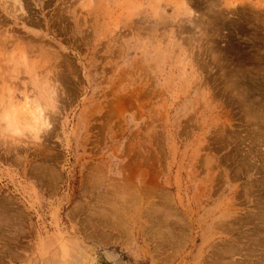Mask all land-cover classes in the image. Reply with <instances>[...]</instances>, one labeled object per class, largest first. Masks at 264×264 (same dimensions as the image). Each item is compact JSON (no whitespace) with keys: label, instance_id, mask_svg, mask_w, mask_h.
Here are the masks:
<instances>
[{"label":"rangeland","instance_id":"374dc122","mask_svg":"<svg viewBox=\"0 0 264 264\" xmlns=\"http://www.w3.org/2000/svg\"><path fill=\"white\" fill-rule=\"evenodd\" d=\"M20 1L0 111L32 69L63 94L0 143V264H264V0Z\"/></svg>","mask_w":264,"mask_h":264},{"label":"clouds","instance_id":"9594fccd","mask_svg":"<svg viewBox=\"0 0 264 264\" xmlns=\"http://www.w3.org/2000/svg\"><path fill=\"white\" fill-rule=\"evenodd\" d=\"M29 76V103H17L0 111V143L13 146L36 144L43 141L53 129L52 118L61 108L62 86L48 74L32 69ZM21 96H24L21 93Z\"/></svg>","mask_w":264,"mask_h":264},{"label":"bare ground","instance_id":"6f19581e","mask_svg":"<svg viewBox=\"0 0 264 264\" xmlns=\"http://www.w3.org/2000/svg\"><path fill=\"white\" fill-rule=\"evenodd\" d=\"M14 2V4H15V6H17V8H18V10H20V11H24V9H23V7H22V3H21V1L20 0H13ZM182 3H183V5H185V0H182ZM14 56V55H13ZM27 104L29 103V98H28V96H27ZM260 204V203H259ZM115 219V218H114ZM167 220V219H166ZM169 220V219H168ZM168 223V222H167ZM162 231V230H161ZM170 231V230H169ZM171 231H172V229H171ZM170 233V232H169ZM168 233V234H169ZM163 234V233H162ZM164 235V234H163ZM170 235H172V233L170 234ZM168 236V235H167ZM163 237V236H162ZM165 237V236H164ZM164 237H163V239H164ZM264 237V236H263ZM171 238H172V236H171ZM175 241V240H174ZM164 242V241H163ZM168 242H171V241H169V239H168V241L166 240V243H168ZM171 244V243H170ZM228 249V250H227ZM227 251H224V253H225V257H227V255H229L230 257H232L233 258V260L235 261L236 260V258H238V260L240 259L241 261H238V263H241L242 262V260H245V256L243 257L242 256V251H240V250H237V248H234L233 247V244H230L229 246H227ZM231 249V250H230ZM221 252H222V250H221ZM223 253V254H224ZM250 255V254H249ZM248 255V256H249ZM251 256V255H250ZM222 257H224V256H222ZM247 259H248V257H247ZM233 260H230V262H228V264H230V263H233L234 261ZM254 260L255 261H257V262H259V263H263V261L261 262V258L260 257H258V256H256V257H250V261H252L251 263H255L254 262ZM236 262V261H235ZM234 264V263H233Z\"/></svg>","mask_w":264,"mask_h":264}]
</instances>
